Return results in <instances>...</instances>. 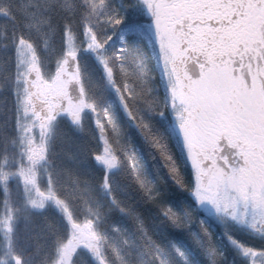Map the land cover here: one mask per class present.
<instances>
[{"label":"snow or ice","instance_id":"1","mask_svg":"<svg viewBox=\"0 0 264 264\" xmlns=\"http://www.w3.org/2000/svg\"><path fill=\"white\" fill-rule=\"evenodd\" d=\"M0 264H264V0H0Z\"/></svg>","mask_w":264,"mask_h":264},{"label":"trees","instance_id":"2","mask_svg":"<svg viewBox=\"0 0 264 264\" xmlns=\"http://www.w3.org/2000/svg\"><path fill=\"white\" fill-rule=\"evenodd\" d=\"M65 150L66 151H71L72 150V145L71 144H68L65 146Z\"/></svg>","mask_w":264,"mask_h":264}]
</instances>
